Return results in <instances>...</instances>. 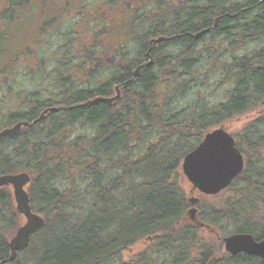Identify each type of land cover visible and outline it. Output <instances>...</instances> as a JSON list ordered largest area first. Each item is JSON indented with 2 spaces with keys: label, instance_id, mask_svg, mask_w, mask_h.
Returning a JSON list of instances; mask_svg holds the SVG:
<instances>
[{
  "label": "trees",
  "instance_id": "obj_1",
  "mask_svg": "<svg viewBox=\"0 0 264 264\" xmlns=\"http://www.w3.org/2000/svg\"><path fill=\"white\" fill-rule=\"evenodd\" d=\"M85 2L72 13L52 0L0 6L1 101L17 103L0 110V130L30 122L0 138V174L28 172L45 219L3 264H264L202 233L264 239V0ZM116 87L113 102L82 106ZM251 111L231 131L243 171L189 220L184 157ZM21 220L11 186H0V261Z\"/></svg>",
  "mask_w": 264,
  "mask_h": 264
},
{
  "label": "water",
  "instance_id": "obj_2",
  "mask_svg": "<svg viewBox=\"0 0 264 264\" xmlns=\"http://www.w3.org/2000/svg\"><path fill=\"white\" fill-rule=\"evenodd\" d=\"M217 24L218 18L215 20V26ZM208 31L209 29H204L195 37L199 38ZM164 39L167 38H155L151 40V43ZM151 63L152 61L138 66L135 75L139 74L142 67ZM116 90L117 94L112 97L98 96L84 102L82 106H92L100 102L111 103L120 96L119 87H116ZM57 110L58 107L46 109L34 122L43 118L46 112ZM28 125L30 122L20 121L11 127H6L0 130V138L15 135L23 126ZM244 165V156L237 148L235 138L225 127L220 126L208 132L200 144L184 157L181 168L194 189L205 195H216L232 183L243 171ZM30 182L31 175L25 171L0 175V186L12 187L16 209L25 219L9 241V257L0 261V264L14 260L19 251L28 247L32 234L45 224L44 217L32 209L27 190ZM195 212V209H190L193 219H195ZM224 243L225 250L232 255L244 252L258 256L264 261V239L258 240L251 233H232L224 237Z\"/></svg>",
  "mask_w": 264,
  "mask_h": 264
},
{
  "label": "rangeland",
  "instance_id": "obj_3",
  "mask_svg": "<svg viewBox=\"0 0 264 264\" xmlns=\"http://www.w3.org/2000/svg\"><path fill=\"white\" fill-rule=\"evenodd\" d=\"M52 1L54 3L56 1L57 6H68L69 9H70L69 10V13H72L73 10L76 7H78L81 3H83L84 1H86L85 2L86 5H89L90 3L93 4V1L94 0H52ZM5 3H6V0H0V6L4 5ZM69 13H66L65 12V15L64 16L68 15ZM73 17H76V16L73 15ZM72 23H75L73 19H72ZM80 26H81V24L78 21V23L75 24V26L73 27V30L74 31H80L83 34V36H84L85 31L83 29H81ZM46 52H47V50H46ZM27 82H29V81H27ZM43 94L48 95V93H44V92H43ZM2 97H3V94L0 92V110L2 109L3 112H5L7 114L8 112H11L12 110H14V108L17 106V103H15L14 101H10L9 102V100L8 99L5 100V98H4V101L2 102L1 101V98ZM257 113L258 112H256V111H251V112H248V113L243 114L241 116L234 117L232 120L227 121L225 123V125H223V127H225L230 133L240 131L242 129V127L244 126V124L250 118L252 119L253 117H255L257 115ZM83 126H85V127H83V128L81 127L79 129V131H83L84 132V130H86V133H88L90 131V126L88 125V123H84ZM79 131H77V132H79ZM181 166H182V164H181ZM181 172L183 174L182 186L184 187V190L186 191L187 195L189 196L190 199H194V198H198L199 199V201H195V202H192V200H190V203H191L190 209H195L196 210L194 216L197 217L198 216V211H199V205L201 204L200 202L202 201L203 196H207L208 198L213 199V198L218 197L217 195H219L221 192L218 193V194H216V195H205V194L202 195L199 192H197L196 190H194L192 184L189 182V180L187 179V177L184 175L182 169H181ZM11 190H12V193H13L12 187H11ZM15 206H16V204H15ZM263 212H264V210H263ZM188 219L189 220L191 219L190 213L188 214ZM24 220L25 219L22 216L21 224L24 222ZM202 233L205 236L211 237L215 242L221 243L222 244V247H223V250H225V243L223 241V238L225 236L221 237L220 234H219V232H217V230L215 229V227H202ZM144 243H145V241L144 240H141L136 245H134L131 248V250L125 251L124 254H123L124 258L128 259L139 248L143 247L144 246L143 245Z\"/></svg>",
  "mask_w": 264,
  "mask_h": 264
},
{
  "label": "flooded vegetation",
  "instance_id": "obj_4",
  "mask_svg": "<svg viewBox=\"0 0 264 264\" xmlns=\"http://www.w3.org/2000/svg\"><path fill=\"white\" fill-rule=\"evenodd\" d=\"M201 225H203V223H201Z\"/></svg>",
  "mask_w": 264,
  "mask_h": 264
}]
</instances>
